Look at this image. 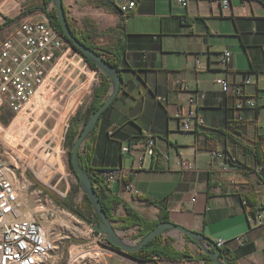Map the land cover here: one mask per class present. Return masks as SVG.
<instances>
[{
    "label": "crops",
    "instance_id": "crops-1",
    "mask_svg": "<svg viewBox=\"0 0 264 264\" xmlns=\"http://www.w3.org/2000/svg\"><path fill=\"white\" fill-rule=\"evenodd\" d=\"M230 4L225 11L211 0H190L186 8L178 0H138L132 13L122 18L106 0L75 1L74 10L65 14L76 32L89 35L94 45H111L121 57L120 91L81 145L79 156L91 170L126 169L124 155L130 157L131 165L143 160V167L130 180L141 197L124 194L119 182L97 190L114 218L125 215V206L146 221L157 220L159 209L150 202L163 201L170 222L213 242L224 240L223 248L233 264H264V225L250 228L241 204L247 200L252 208L264 210V0H230ZM10 27L0 31V41ZM224 50L231 52L227 66L216 59ZM199 52L208 57L195 65ZM244 74H250L254 82L245 92L259 106L241 112L239 121L233 96L223 93L215 80L224 78L235 87ZM177 81L205 94L196 106L204 124L182 142L183 133L173 116L187 109L192 93L180 90ZM149 137L156 139L152 158L143 154ZM254 145L263 165L261 172L253 169L255 157L249 149ZM121 147L129 151L123 153ZM213 149L230 150L239 167L217 169L210 161ZM179 158L194 162L197 170H179ZM231 179L239 182L240 191L229 185ZM120 224L113 222L118 228ZM240 236L243 245L235 240ZM186 243L194 256L199 248ZM157 262L179 264L165 259Z\"/></svg>",
    "mask_w": 264,
    "mask_h": 264
},
{
    "label": "built area",
    "instance_id": "built-area-1",
    "mask_svg": "<svg viewBox=\"0 0 264 264\" xmlns=\"http://www.w3.org/2000/svg\"><path fill=\"white\" fill-rule=\"evenodd\" d=\"M9 1L12 5L17 4V0ZM75 1L62 0L65 13L74 10ZM106 1L115 8L122 18H127L138 3V0ZM189 1L178 0L183 8L187 7ZM211 1L218 2L222 10L230 9V0ZM77 56H80L81 63L83 62V69L88 70L89 65L84 61L83 56L75 52L63 35L53 28L46 15L43 14L40 18L31 16L22 19L0 41V113L8 111L16 117L35 98L45 83L48 81L53 83L55 78H59L60 70L58 67L60 63L69 62L70 59L72 60ZM201 57L207 58L208 54L205 52L198 53L194 58L195 65L201 63ZM216 59L222 66H227L231 59V52L224 50L216 55ZM98 72H93V74ZM215 83L220 86L223 93L233 96V108L239 114L237 118L239 121L243 119L240 115L241 112L259 106L257 100L245 92L246 88L254 83L250 74L244 75L241 82L235 87H231L224 78L216 79ZM261 84L264 91V80ZM177 85L180 90L192 93V95L188 99L187 109L175 113L173 117L178 122L179 131L185 134L193 133L198 126L204 124L203 118L196 113V106L199 100L205 98V94L191 91L189 86L182 85L181 81H177ZM44 95L43 90L39 92L40 97L43 98ZM156 100L160 103L166 102L164 97H156ZM37 101L41 102L39 98ZM262 107L264 108V95ZM128 151V147L122 148L123 153ZM143 154L150 158L156 155L155 138L149 137L146 140ZM209 156L211 163L219 170L237 168L240 164L238 158L228 149L210 150ZM163 158L165 161L169 160L168 155H164ZM176 166L181 171L197 170L194 162L183 158L178 159ZM142 167L143 160H138L127 169L122 167L101 169L94 172L92 176L95 180L93 186L107 187L119 182L122 183L124 194L139 198L141 193L130 180ZM253 169L256 172H261L263 165L257 162ZM229 185L237 191L241 190L236 179H231ZM38 186L29 181L22 173H18L17 167L9 160L4 148L0 145V264H47L51 254L57 249V243L61 244V241L65 239L64 236H60V233L70 229L65 224L60 225L58 226L60 232L58 231L57 239L50 238L49 233L54 226L50 225L48 232H46L42 226V221H54L59 214V206L57 201L47 194L48 192L44 193L45 189L42 188V190ZM24 194L34 200L31 204L33 209H30L24 201ZM241 204L246 209V218L250 228L262 227L264 225V210L252 208L247 200H242ZM93 225H95L94 222L88 225L91 233H93ZM97 238H101L103 244L108 242L104 236L99 234H97ZM235 240L239 245L244 244V237L242 236ZM190 243L192 244V242ZM214 243L218 248H223L225 245V241L222 239H218ZM173 245L180 251H184L187 243L177 239ZM77 257L79 258L76 256L70 260L69 264H76Z\"/></svg>",
    "mask_w": 264,
    "mask_h": 264
},
{
    "label": "rangeland",
    "instance_id": "rangeland-1",
    "mask_svg": "<svg viewBox=\"0 0 264 264\" xmlns=\"http://www.w3.org/2000/svg\"><path fill=\"white\" fill-rule=\"evenodd\" d=\"M16 3L12 5L9 0H4L0 4V25L5 21V18L12 20V23L8 25L12 27L5 31V33H8L22 19L27 17L34 16L35 18H40L43 14L48 17L47 14L52 8L51 1L47 8H45V11L36 9L31 13H24L33 8L43 7L42 0H17ZM11 9L15 13H7ZM94 47L97 50L104 48L100 42H96ZM184 53L180 52L181 55H184ZM204 59V57H201V62ZM240 59L241 61L243 59L241 55ZM78 60H80V56L74 57L72 60L70 59L69 62L60 63L58 67L60 70L59 78H55L53 83H49L48 81L39 91H44L45 95L43 98L39 96L38 92L31 104L18 114L12 122H9L11 118H9L8 113L1 112L0 119L3 118L4 120L7 118L8 121L6 123L0 121L1 132L6 133L2 132L0 138L3 139L5 134L6 144L15 149L14 151L9 146L3 144L5 152L9 151L19 159V161H12L6 152L9 160L17 167L18 173H22L29 181L39 185L33 180V175H35L44 184L51 186L53 190L63 195L62 200L56 202L59 206L57 218L54 221H42V226L46 232H48L50 225L54 226L49 233L52 239H57L59 235L58 231L60 232V229L58 226L65 224L70 228L60 233V236H64L65 239L61 241V244L57 243V249L51 254L47 264H69V261L76 256H79V258L77 257L76 264H138L127 255L113 251L108 244H103V240L97 238V233L94 231L91 233L88 224L74 213L80 212L91 223L94 220L90 210L91 206H89L84 197L78 178L70 168L69 147L67 144L65 145L68 129L66 126L69 118L73 116L76 106H80L81 102L85 106L89 105L93 88L99 85L100 74H102L93 70L90 66L88 70L82 71L83 62L79 66L76 64ZM93 72L98 73L93 74ZM60 95L61 98H59ZM37 98L41 102H38ZM74 103L76 105L71 110ZM14 121L16 122L17 129L15 131L13 130L14 127H12ZM188 136L190 135L185 133L183 135L180 134L179 141H189ZM130 166V157L124 155V167L127 169ZM44 193H47V191L45 190ZM23 199L28 207L33 209L31 204L34 200L30 199L29 196H25V194ZM70 220L71 223H69ZM114 228L119 237L129 245H136L143 238L137 228L135 230H122L118 226H114ZM162 237L165 239L172 238L171 245L174 250L186 253L193 258L167 261L179 264H206L203 261L197 260L200 254H204L197 245L199 251H196L194 256L192 255L193 252L187 249V245L184 251H180L177 247H174L173 243L177 239L183 240L186 243L188 241L186 237L175 231H167ZM157 263V261L151 260L145 264Z\"/></svg>",
    "mask_w": 264,
    "mask_h": 264
},
{
    "label": "trees",
    "instance_id": "trees-1",
    "mask_svg": "<svg viewBox=\"0 0 264 264\" xmlns=\"http://www.w3.org/2000/svg\"><path fill=\"white\" fill-rule=\"evenodd\" d=\"M4 0H0V4L3 2ZM51 2V0H42V5L43 7L41 8H33L30 9L24 13H31L32 11L36 10V9H41L42 11H45V8H47V6L49 5V3ZM7 13H15L14 10H9ZM48 18L50 23L52 24L53 28L61 35H63L60 24L58 23L57 19H56V11L54 8H51V10L48 12ZM68 22V26L71 29L72 34L76 37V39L78 41H80L82 44H84L86 47L90 48L91 50H94L99 56H103V58L105 59L106 62H108L109 64H111L114 68H116L118 71L120 70L119 65L121 62V57H120V51L118 53L114 52L110 46H104V48H101L100 50H97L94 47V44H92L89 39H91V37L89 35L86 34H79L78 32L75 31V29L73 28V26L71 25L70 21L67 19ZM12 23V20L5 18V21L0 25V31L7 27L8 25H10ZM64 39L66 40V38L64 37ZM67 41V40H66ZM68 42V41H67ZM70 43V42H69ZM71 44V43H70ZM73 47V46H72ZM73 49L75 50V52L81 54L77 49H75V47H73ZM82 55V54H81ZM85 62L95 71H99L98 68L91 64L85 57H83ZM246 75V74H244ZM112 87V84L110 82V80L108 79L107 76H105L104 74H100V82L99 85L95 88H93L92 91V95H91V100L89 102L88 106H81L79 108V106H76L75 110H74V114L69 118L68 120V129L66 132V139H65V145L67 144V146L69 147V164H70V168L71 171L74 173L72 166H71V162H70V157H71V149H72V145L74 140L76 139V137L81 133L82 128L84 126V124L87 122L90 113L93 110H97L103 103L104 101L108 98V93L110 91ZM79 108V109H78ZM5 114L8 113V115L10 116L9 118H11L9 120V122H12V120L15 118V115L5 111ZM104 113V112H103ZM102 113V114H103ZM102 116V115H101ZM100 116V118H101ZM99 118V119H100ZM71 119V120H70ZM0 121L2 123H6L8 121V119H4L1 118ZM98 126V123L95 127V129L91 132L90 135H92L94 133V131L96 130ZM89 135V136H90ZM86 146H87V141H86ZM121 151H122V147H121ZM249 151L251 152V154L255 157V163L259 162L260 163V154L258 152V148L257 145H254L253 147H251L249 149ZM82 160H81V156H79V163L80 166L83 168L84 171H86L88 173V175L90 176V178L92 179V182L95 183V180L92 178L94 172H97L101 169H88L86 167H84L82 165ZM121 167V166H118ZM114 168V167H113ZM102 185H99L98 187L94 186L95 191L97 192V190L101 189ZM98 194V192H97ZM99 196V194H98ZM85 199L87 200L89 206H91L90 202L88 201V199L86 198V196L84 195ZM99 200L102 204L103 210L105 212V214L107 215V217L111 220V222H120V229L122 230H129L130 228L133 227H137V229L140 232V235L142 237L146 236L151 230H153L159 223L161 222H170L169 220V212H168V208L166 203H164L163 201H152L150 202L151 205L155 206L156 208L159 209V213H158V217L157 220L154 221H146L144 220L141 216H139L138 214L132 212L130 209H128L127 207L124 206V212L125 215L123 217H117L114 218L112 216V209L108 208L104 205V203L101 201L100 196H99ZM117 200H114V204H117ZM91 213H92V217L94 218L93 222L97 223V215L94 212V209L92 208V206L90 207ZM76 215L83 216L80 212H74ZM84 217V216H83ZM91 222V221H90ZM188 241H190L188 238H186ZM172 242V238L169 239H165L162 236L156 237L155 239H153L151 242H149L147 245H145L142 249H140L138 252L135 253H129V254H125L127 255L130 259H132L133 261L137 262L138 264H145L148 261H158V260H170V261H179L182 259H193L192 256H189L186 253H182V252H177V250H174V248L171 245ZM107 244L109 245V247L116 252L121 253L120 249L116 248L115 246L111 245L109 242H107ZM221 250V255L224 258H228L230 263H232L231 257L230 255L227 253V251L224 248H219ZM124 254V253H123ZM197 260L199 261H203L206 264H212L209 257L206 256L205 254H200L197 257Z\"/></svg>",
    "mask_w": 264,
    "mask_h": 264
},
{
    "label": "water",
    "instance_id": "water-1",
    "mask_svg": "<svg viewBox=\"0 0 264 264\" xmlns=\"http://www.w3.org/2000/svg\"><path fill=\"white\" fill-rule=\"evenodd\" d=\"M51 1L52 8H54L56 11V19L60 24L63 37H65L66 40L70 42L71 45L75 47V49H77L83 57H85L91 64L95 65L100 71V73L107 76L112 84V87L108 94V98L97 110H93L90 113L87 122L84 124L81 133L74 140L71 149L70 162L72 169L76 177L78 178L79 185L84 195L90 202L98 218L97 223H95V225H93L92 227L93 231L101 236H104L111 245L120 249L121 253L124 254L138 252L156 237L162 236L167 231H175L180 235L188 238L194 244H196L202 250V252L209 257L212 264H231L228 258H224L221 255V250L216 246V244L212 240L205 238L199 233H195L182 226L176 225L172 222L159 223L136 245H129L119 237L113 226V222H111V220L107 217L103 210L102 204L99 200V196L95 191L90 176L86 171L83 170L79 163V150L81 145L83 144L87 136L95 129L100 116L112 104V102L117 97L120 91L121 78L119 75V71L114 68L111 64L106 62L105 59L102 56H99L94 50H91L90 48L86 47L84 44H82L76 39V37L72 34L71 29L68 26L64 7L62 5V0ZM33 180L37 182L41 188L45 189L55 201L60 202L62 200V196H60L53 190L46 188L45 186L40 184L36 179L33 178ZM80 218H82V220H84L88 225L91 224V222L85 217L80 216ZM211 248L213 249V252L210 251Z\"/></svg>",
    "mask_w": 264,
    "mask_h": 264
},
{
    "label": "bare ground",
    "instance_id": "bare-ground-1",
    "mask_svg": "<svg viewBox=\"0 0 264 264\" xmlns=\"http://www.w3.org/2000/svg\"><path fill=\"white\" fill-rule=\"evenodd\" d=\"M76 64L80 66V64H81V60H78V61L76 62ZM79 68H80V67H79ZM79 68H78V69H79ZM82 71H84L83 67H82ZM42 87H43V86H42ZM42 87H41V88H42ZM39 91H40V90H39ZM35 98H36V96H35ZM35 98H33V99H35ZM33 99H32V100L30 101V103L26 106V108L31 104V102L33 101ZM26 108H25V109H26ZM25 109H24V110H25ZM21 112H22V111H21ZM21 112H20V113H21ZM20 113H19V114H20ZM0 126H1V125H0ZM12 127H14V129H13L14 131L17 130V129H16V122H15V121H14ZM11 129H12V128H11ZM8 131H9V130H8ZM2 132H3V131H2ZM2 132H1V130H0V134H1ZM3 133H5V132H3ZM5 134H6V133H5ZM5 134H4V136H3V137H4L3 139L0 138V145H1L2 147H3V144L9 146V145L6 144V142H5V138H6V137H5ZM9 147H10L12 150L15 151V149H13L11 146H9ZM6 152L8 153V155H9V157H10V159H11L12 161H14V160L19 161V159L16 157L15 154L10 153L9 151H6ZM14 162H15V161H14ZM32 175H33V174H32ZM33 177H34V178H35L40 184H42L43 186H45L46 188H48V189H50V190H53V189L49 188L47 185L43 184V183H42V182H41V181H40L35 175H33ZM53 191L56 192L55 190H53ZM56 193L59 194L58 192H56ZM59 195L62 196L61 194H59Z\"/></svg>",
    "mask_w": 264,
    "mask_h": 264
},
{
    "label": "flooded vegetation",
    "instance_id": "flooded-vegetation-1",
    "mask_svg": "<svg viewBox=\"0 0 264 264\" xmlns=\"http://www.w3.org/2000/svg\"><path fill=\"white\" fill-rule=\"evenodd\" d=\"M42 182V181H41ZM43 183V182H42ZM44 184V183H43ZM46 185V184H45ZM49 188H51L52 189V187L51 186H49V185H47ZM56 192H58V191H56ZM59 194H61L62 195V193H60V192H58ZM63 196V195H62Z\"/></svg>",
    "mask_w": 264,
    "mask_h": 264
}]
</instances>
